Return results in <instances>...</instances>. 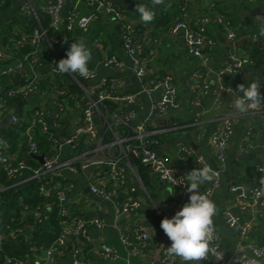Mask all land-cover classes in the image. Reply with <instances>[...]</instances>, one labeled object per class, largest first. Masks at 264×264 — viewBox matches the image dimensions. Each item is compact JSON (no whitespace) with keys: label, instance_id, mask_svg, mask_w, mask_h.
I'll return each instance as SVG.
<instances>
[{"label":"built area","instance_id":"built-area-1","mask_svg":"<svg viewBox=\"0 0 264 264\" xmlns=\"http://www.w3.org/2000/svg\"><path fill=\"white\" fill-rule=\"evenodd\" d=\"M65 2L66 0H50L40 6L41 11L48 15L49 20L48 26L44 27L36 14L32 1L22 0L21 12L34 16L37 26L30 31L12 27L11 33L13 34L9 37L8 44L0 45V61L4 62L0 66V80L1 77H7L14 82L17 80L14 85H10L4 91L0 89V114L7 112L10 107L5 97L20 95L23 96L24 103H26L29 98L39 94V91L42 97L48 96L52 90L56 95L53 107L42 104L31 106L26 112L29 116L27 122L24 114L11 115V123L16 124L24 121L20 140L25 143L27 154L33 160L27 161L19 155L18 151L6 153L5 149L8 148V143L0 137V170L8 179L20 178L11 187L21 186L28 180H34L37 182L41 195H54L56 197L55 206L60 218V233L48 247L40 251L33 250L22 257H4L2 264H60L57 258L64 254L67 247L71 248V256L78 263L83 261L86 252H92L105 260L118 258L115 248L105 242H94L88 235L90 228H103L104 224L101 219L72 216L69 212L68 196L65 190L66 181L70 175H77L88 170L91 165L109 167L108 176H106L107 182L103 179L99 184L90 183L89 190L98 198L111 199L114 216L118 219L140 207V202L134 199V196L122 197L121 194L124 188L129 192L135 190L134 187L126 186L124 170V166L134 167L129 159L131 155L136 156L142 164L148 166L159 181L174 189L180 203L163 218H172L183 204L188 202L190 195L187 192V186L183 184L187 183L183 179L184 175L177 173L170 165L168 157L157 150L159 140L156 131L150 128L151 115H164L175 104L177 90L173 79L169 74H164L159 79H148L140 89L132 91L126 90L123 82L114 75H99L98 68L103 70L126 68L120 58L106 50L100 36L95 37L93 43L102 46L104 51H102L96 67L89 65L90 76L88 78L59 74L56 71V62L62 59L58 45L63 36L62 12ZM0 4H2L1 0ZM81 4L87 5L90 11L80 17L79 6ZM215 6L214 0H205V11L198 14L195 24L186 20H177L169 26L171 30L183 29L186 51L197 59V65L190 74L191 89L195 94L211 90L212 107L222 105L226 95H231L234 100L238 95L237 86L226 84L223 79L239 74L246 63L254 62L249 57L246 58L237 52H230L221 65L212 66L211 58L204 50V47L212 46L215 43L209 33L210 26H218L231 42L237 38L231 21L215 12ZM104 15L110 16L120 23L123 52L132 58L131 70L134 75L143 79L146 74L142 58L143 48L136 40L135 29L127 16L126 7L118 0H74L68 14V28L77 27L81 34H85L90 22ZM50 33L52 36L48 41L46 65L48 67L47 78L49 79L47 84L50 86L45 85L39 89L38 85L41 80L39 68L43 65L39 57L41 53H44L42 39ZM251 39H256V37L253 36ZM25 44L32 48L19 57L17 51L20 46ZM69 48L70 46L61 51L65 58ZM65 75L68 77L66 78ZM56 76L59 81L53 83ZM62 78L64 82L60 81ZM72 86L77 88L75 92L71 91ZM156 91H161L162 94L152 103L150 116L137 120L135 104L139 96L141 94L151 96ZM106 102L114 103L116 106L111 108ZM263 111L264 103L244 114L257 115ZM232 123L231 116L222 117L210 137L209 147L216 161V165H210L215 170L216 176L213 182L201 190L202 193H207L210 199H212L219 183L221 172L219 164L225 158L232 133ZM116 126L126 128L128 134L122 136ZM106 131L110 133L111 139L104 142ZM36 132L46 136L49 141V147L44 151L40 150ZM250 135L251 132L248 131L244 147L250 146ZM114 148L117 150H115L116 153L111 152V149ZM183 152L187 155L191 154L188 147H183ZM99 154H103L104 158L92 159ZM38 156H42L41 160ZM195 161L200 165L209 164L201 156H195ZM26 171L29 172V175L21 178ZM257 172L260 180L258 185L251 190L250 195L236 198V204L240 209L251 208L254 210L256 206H264V166L258 167ZM2 189L3 187L0 186V190ZM21 206L23 213H31L34 224L46 216L47 211L44 209L37 207L29 211L27 205L21 203ZM237 223V217H232L229 220V224L235 226L238 237L243 240L249 233L252 223ZM32 227L33 225H30V228ZM120 240L127 249V255H142L144 250L151 247L150 234L146 229L139 227L134 229L132 235L122 232ZM167 247L169 246H165L161 250L159 264L174 263V258L167 253ZM210 248V255L199 264H206L210 259L215 260L218 264H229L230 261L239 262L240 256L243 255V253H235L227 258L222 251V240L218 231L215 232V239ZM251 253L253 255L252 250ZM221 255L223 258L219 260L218 257ZM255 255L263 257L264 249L255 246ZM124 264L132 263L126 257Z\"/></svg>","mask_w":264,"mask_h":264},{"label":"crops","instance_id":"crops-1","mask_svg":"<svg viewBox=\"0 0 264 264\" xmlns=\"http://www.w3.org/2000/svg\"><path fill=\"white\" fill-rule=\"evenodd\" d=\"M31 1L36 11L43 12L40 6L50 0ZM118 1L131 12V15L127 16L134 26L136 40L143 48L142 58L146 70L143 79L134 75L131 70L132 58L123 52L121 26L117 20L106 15L98 17L90 22L85 34H81L77 27L68 28V14L74 0H66L65 2V8L62 12L63 36L58 49L62 51L70 46L73 41L83 38L93 56L89 65L96 67L104 48L93 43V39L98 36L102 37L106 50L120 58L125 63L126 68L122 70L98 68V73L99 75L110 74L118 77L126 90L136 91L148 79H159L164 74L171 76L177 90V96L174 106L166 114L156 115L160 120L153 119L155 115L150 116V109L152 103L161 96V91H156L151 96L141 94L135 104V110L137 120L150 116V128L156 131L159 140L157 150L167 156L172 168L182 175L202 166L195 161V156H201L209 164L216 165L209 147L210 137L221 118L227 115L231 116L232 133L224 161L219 164L221 168L219 183L212 196V200L218 208V214L214 217V226L221 236L222 251L227 258L235 253L251 256L252 253L248 245L252 242L255 246L264 249V206H256L253 210L251 208L240 209L236 204V198L249 196L251 190L258 185L260 180L257 168L264 166V111L257 115L242 114L234 107L231 95L224 97L222 105L212 107L211 90L195 94L191 89L190 74L197 65V59L186 51L183 29L171 30L169 28L171 22L177 20H186L195 24L198 14L205 11V0H164L163 5L156 7V17L160 20L148 24L143 23L140 18H133L132 15L138 14L136 12L137 3L149 4L150 0ZM21 2L22 0L14 1L7 19L13 27L27 30L29 29L28 22L32 16L21 12ZM215 2V12L231 21L236 30L237 38L231 42L218 26H210L209 33L215 43L212 46L204 47V50L210 56L212 66L221 65L230 52H237L246 58L251 57L254 62L252 64L246 63L239 74L225 78L223 82L234 86L250 83L257 78L264 82V34L260 33V25L264 23V0H215ZM89 11L87 5L81 4L79 6L80 17L88 14ZM167 19H169L168 24ZM4 22L5 20H0V45L4 43L3 29L6 28ZM253 36L256 37L255 40L261 43V46L247 42ZM44 57L43 65L39 68L41 76L39 89L43 88L42 81L47 78L48 74L47 51L44 53ZM60 81L64 82L63 78ZM261 92L264 93V87L261 88ZM55 101L54 90L45 97H42L39 91V94L29 98L21 106V114H24L27 122L29 116L26 112L31 106L42 104L53 107ZM16 111V106H10L7 112L0 114V129L12 124L10 117ZM22 124L24 121H21ZM22 127L19 129V135ZM116 128L122 136L128 134L126 128L119 126ZM248 131L251 132L249 136L250 146L244 147V140ZM106 138L107 135L104 137V142L109 141ZM183 147H188L191 154H185ZM115 150L116 148L111 149V152L116 153L117 150ZM24 151H26V145L22 140L18 152ZM103 158L104 155L99 154L92 159L100 160ZM124 170L126 172V186L134 187L135 190L129 192L124 188V191L121 192L122 197L134 196V199L140 202V207L119 219L114 216V206L111 199L98 198L89 190L90 183L99 184L101 180H107L108 166L91 165L88 170L77 175H70L65 184L70 214L101 219L104 224L103 228H90L88 235L94 242H105L115 248L118 258L105 260L92 252H86L83 261L78 263L71 256V248L67 247L65 253L57 258L58 263L124 264L127 257L132 264H159L162 248L171 244L161 229L160 222L164 215L171 213L173 207L180 202L174 189L159 181L156 174L148 166L144 165L141 171L135 166L132 168L124 166ZM208 184L202 185L200 191ZM232 217L238 218L237 224L252 223L249 233L243 240L238 237L235 226L229 224ZM138 227L146 229L150 234L151 247L144 250L142 255H127V249L122 244L120 235L122 232L132 235L134 229ZM173 264H180V260L174 258ZM206 264L218 263L210 259ZM229 264H239V262L230 261Z\"/></svg>","mask_w":264,"mask_h":264},{"label":"clouds","instance_id":"clouds-1","mask_svg":"<svg viewBox=\"0 0 264 264\" xmlns=\"http://www.w3.org/2000/svg\"><path fill=\"white\" fill-rule=\"evenodd\" d=\"M163 3L164 0H150L149 4L137 3L136 12L140 20L146 24L152 23L156 17V7ZM260 33L264 34V23L260 25ZM92 59L91 49L81 38L71 43L66 58L56 62V71L59 74L88 78ZM262 87L264 82L259 78L247 84H238L236 87L238 95L233 100L234 107L244 114L264 103ZM215 176V170L207 163L185 173L183 179L187 183L183 184L187 186V192L190 194L188 202L172 218L165 217L160 222L161 229L171 241L170 246L166 248L167 253L170 257L178 258L180 264H199L211 253L210 245L215 239L216 232L214 217L218 214V208L207 193L200 191V188L206 183L213 182ZM248 248L253 251V255H241L239 264H264V257L255 255L254 242L249 243ZM222 258V255L218 257L219 260Z\"/></svg>","mask_w":264,"mask_h":264},{"label":"trees","instance_id":"trees-1","mask_svg":"<svg viewBox=\"0 0 264 264\" xmlns=\"http://www.w3.org/2000/svg\"><path fill=\"white\" fill-rule=\"evenodd\" d=\"M1 1L2 4H0V20H5L4 24L6 23V28L3 29V44H8L7 42L9 40V37L13 34L11 33L13 25L10 23V21H8L7 16L10 14L15 0ZM129 1L133 2L136 0ZM126 10L128 15L130 16L131 12L129 11V9ZM36 12L42 25L44 27H47L49 21L48 15L45 12ZM132 17L139 18V14H133ZM158 20H160V18L155 17L154 21ZM168 23L169 19H167V24ZM36 26L37 24L35 17L32 16L31 20L28 22L29 29H27L26 31H30ZM51 36L52 34L50 33L46 38L42 39L44 53L45 51H47L48 41L50 40ZM15 38H17V36H15ZM31 48L32 47L28 44L20 46L19 50L17 51L18 56H23L25 53L30 51ZM44 53H41L39 57L42 62L45 60ZM60 57L65 58L64 54L61 51ZM0 63L3 64L4 62L0 61ZM67 77L68 76H66V78ZM57 81L59 80L56 76L52 82L56 83ZM48 82V78H46V80H43V86H50V84H47ZM14 84L15 82L13 80H9L7 77H1L0 89L1 91H4L8 87H10V85ZM71 89L72 92H75L77 90V88L73 86L71 87ZM5 100L10 106H16L17 111L14 114L20 116L21 106L24 104L23 96L15 95L12 97H5ZM106 104L111 108L116 106V104L111 102H106ZM22 125L20 121L16 124L12 123L10 126L0 129V137L5 139L8 143V148L5 149L6 153H13L18 151L21 143L19 129H21ZM36 135L38 144L40 145V150H46L49 147L48 139L46 138V136H43L38 132H36ZM106 135V140H110L111 136L108 131H106ZM19 155L23 156V158L27 161L33 160L30 159L27 151L20 152ZM129 159L131 164L137 167L140 171L144 168V164H142L136 156L131 155ZM28 175L29 172L26 171L24 172V175L21 176V178L27 177ZM19 179L20 178L8 179L4 172L0 170V186L3 187V189L0 190V236H4L5 238L4 240H0V264L3 263L4 257H22L26 254L31 253L33 250L40 251L41 249L48 247L51 243L54 242V240L60 233V218L55 206L56 197L54 195H41L38 190L37 182L34 180H28L21 186L11 187V185L17 182ZM21 203L27 205L29 211L37 207L46 210V216L44 217V219H41L34 224V219L31 213L26 212L27 215H25L26 213H23ZM30 225H33V227L30 228Z\"/></svg>","mask_w":264,"mask_h":264},{"label":"water","instance_id":"water-1","mask_svg":"<svg viewBox=\"0 0 264 264\" xmlns=\"http://www.w3.org/2000/svg\"><path fill=\"white\" fill-rule=\"evenodd\" d=\"M248 43H250V44H256V45H258V46H261V43L259 42V41H257V40H255V39H251L250 41H247ZM108 75H110V74H108ZM17 80H15V82H16ZM156 119V120H160V118H157L156 117V115L155 116H153V119ZM39 157V160H41V158H42V156H38ZM5 238H4V236H0V240H4Z\"/></svg>","mask_w":264,"mask_h":264}]
</instances>
